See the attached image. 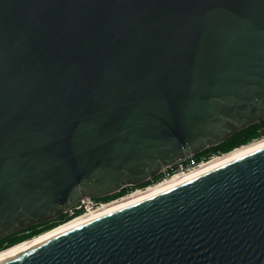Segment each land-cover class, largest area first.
Listing matches in <instances>:
<instances>
[{
  "label": "water",
  "instance_id": "water-1",
  "mask_svg": "<svg viewBox=\"0 0 264 264\" xmlns=\"http://www.w3.org/2000/svg\"><path fill=\"white\" fill-rule=\"evenodd\" d=\"M262 121L264 0H0V241ZM0 264H264V147Z\"/></svg>",
  "mask_w": 264,
  "mask_h": 264
},
{
  "label": "bare ground",
  "instance_id": "bare-ground-1",
  "mask_svg": "<svg viewBox=\"0 0 264 264\" xmlns=\"http://www.w3.org/2000/svg\"><path fill=\"white\" fill-rule=\"evenodd\" d=\"M263 147H264V137L248 145H244L242 147L236 148L235 150H232L221 156H215L206 161H203L198 166L191 168L188 171H184V172L181 171V172L175 173L173 176L165 177L162 180L154 183L153 185H150V186H147L141 189L140 188L138 189L135 188V190L132 189L133 191L127 193L125 196L117 198L114 201L112 200V202H109L107 204L99 203V204L90 205L92 201H89V200L84 201V203L87 204V208L84 209L83 212H81V214H78L74 218L72 217L70 221L68 220V222L63 223L47 232H44V233H41L40 235L32 237L12 248L1 251L0 260L16 252H19L23 249H26L30 246L38 244L54 235H57L70 228H73L94 217H97L107 212L127 206L129 204L138 202L140 200L152 197L154 195L163 193L167 190H170L176 186L181 185L182 183H185L189 180L199 177L211 170H214L215 168H218L224 164H227L235 159H238L242 156H245Z\"/></svg>",
  "mask_w": 264,
  "mask_h": 264
},
{
  "label": "trees",
  "instance_id": "trees-1",
  "mask_svg": "<svg viewBox=\"0 0 264 264\" xmlns=\"http://www.w3.org/2000/svg\"><path fill=\"white\" fill-rule=\"evenodd\" d=\"M256 128L257 130L254 131L253 134L250 136L244 137V135L248 134V132L252 129ZM260 136H264V121L255 124L253 126L248 127L247 129L237 133L232 138L221 144L220 146L216 148H211L208 150L209 154H215V153H228L236 148H239L241 146H244L248 144L251 140H254L256 138H259ZM215 152V153H211ZM204 154V153H203ZM206 155V153H205ZM201 155H197L196 159L199 158ZM149 186V185H148ZM144 188L147 187V183L143 186ZM130 191V190H129ZM125 192H121L119 196L121 197L125 196ZM123 195V196H122ZM120 198V197H118ZM81 214V213H80ZM78 214H76L77 216ZM67 219H63L62 217H59L58 219L51 221L49 223H45L43 225L35 226L30 229H27L25 231H22L20 233H17L15 235H12L10 237H7L0 241V252L4 251L6 249L12 248L32 237H35L37 235H40L41 233L47 232L59 224H63L66 222ZM68 221V220H67Z\"/></svg>",
  "mask_w": 264,
  "mask_h": 264
},
{
  "label": "built area",
  "instance_id": "built-area-1",
  "mask_svg": "<svg viewBox=\"0 0 264 264\" xmlns=\"http://www.w3.org/2000/svg\"><path fill=\"white\" fill-rule=\"evenodd\" d=\"M241 147H242V146H241ZM207 150H209V149H207ZM234 150H235V149H234ZM225 154H226V153H225ZM221 155H223V153H215V154H213V155L211 154L210 156H207V158H203V159H200V160L196 159L195 156H190V157H187V158H185L184 160L178 162L177 164H175V165L169 167L168 169L164 170V171L162 172L161 175L163 176V178H165V177H170V176H173L175 173H178V172H181V171H183V172H184V171H188L189 169L198 166V165H199L201 162H203V161H206V160H208V159H210V158H213V157H215V156H221ZM176 167H177V168H176ZM174 168H175V170H174ZM154 180H155V179H154ZM154 180H151V181H150V184H151V183L153 184ZM160 180H161V179H160ZM160 180H159V181H160ZM141 188H143V187H141ZM130 191H132V189H131ZM130 191H128V192H130ZM128 192H126V194H127ZM124 195H125V194H124ZM84 201H88V200H84ZM84 201H82V202H81L77 207H75L73 210H75V211L78 212V213L83 212V210L87 208V204L84 203ZM89 201H91V200H89ZM70 212L72 213V210L69 211V213H70Z\"/></svg>",
  "mask_w": 264,
  "mask_h": 264
},
{
  "label": "rangeland",
  "instance_id": "rangeland-1",
  "mask_svg": "<svg viewBox=\"0 0 264 264\" xmlns=\"http://www.w3.org/2000/svg\"><path fill=\"white\" fill-rule=\"evenodd\" d=\"M255 130H257L256 128H254V129H252V130H250L249 132H248V134H246V135H244V137H246V136H250L251 134H253L254 133V131ZM264 136H260L259 138H256V139H254V140H251L248 144H250V143H252V142H254V141H257V140H260L261 138H263ZM248 144H246V145H248ZM204 153V154H203ZM203 153H201V154H199V155H201L199 158H197L198 160H200V159H203V158H207V156H210L211 154H209L208 153V150H206L205 152H203ZM205 153H206V155H205ZM211 153H215V152H211ZM213 155V154H212ZM177 168V167H176ZM174 170H175V168H174ZM162 180L163 179V176L162 175H160L159 177H157L155 180H154V182H153V184L154 183H156V182H158L159 180ZM152 183L150 184V182H147V186L149 185H153ZM144 186V185H143ZM144 188V187H143ZM138 189V188H137ZM141 189V188H140ZM133 190H135V189H133ZM132 190V191H133ZM123 192V191H122ZM131 192V191H130ZM129 193V192H128ZM120 194V193H119ZM119 194H116V195H113V196H111V197H108V198H103V199H99V200H91L92 202L90 203V205L91 204H98V203H100V204H107V203H109V202H112V200L114 199V200H116V198H118V197H121V195L119 196ZM125 194H126V192H125ZM123 196V195H122ZM111 199V200H110ZM108 200H110V201H108ZM113 200V201H114ZM105 201H108V202H105ZM102 202V203H101ZM72 214H74V215H72ZM76 214H80V213H78V212H76L75 210H72V213L70 212H68V213H66V214H64V215H62L61 217H62V220L63 219H67V220H71L72 219V217L74 218L75 216H76ZM66 220V222H68ZM65 222V223H66ZM59 225H61V224H59ZM58 225V226H59ZM57 227V226H56Z\"/></svg>",
  "mask_w": 264,
  "mask_h": 264
},
{
  "label": "flooded vegetation",
  "instance_id": "flooded-vegetation-1",
  "mask_svg": "<svg viewBox=\"0 0 264 264\" xmlns=\"http://www.w3.org/2000/svg\"><path fill=\"white\" fill-rule=\"evenodd\" d=\"M195 158H196V156H195ZM129 190H131L130 188H127V189H125V190H123V192H128ZM117 199V198H116ZM114 200V199H113ZM105 202H108V201H105ZM102 203V202H101ZM99 204V203H98Z\"/></svg>",
  "mask_w": 264,
  "mask_h": 264
}]
</instances>
